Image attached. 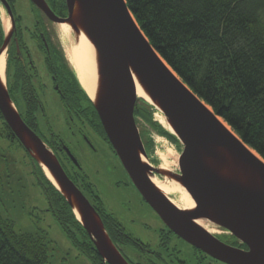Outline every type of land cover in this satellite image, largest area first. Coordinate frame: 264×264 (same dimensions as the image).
I'll use <instances>...</instances> for the list:
<instances>
[{
    "label": "water",
    "instance_id": "water-1",
    "mask_svg": "<svg viewBox=\"0 0 264 264\" xmlns=\"http://www.w3.org/2000/svg\"><path fill=\"white\" fill-rule=\"evenodd\" d=\"M32 2L53 22L69 23L76 31L83 29L96 47L99 92L95 101L89 99L134 185L166 226L221 263L264 264V159L253 154L165 62L141 30L126 0H66V17L57 16L45 0ZM133 75L152 101L147 103L165 115L174 131L169 133L183 145L179 173L166 174L148 162L135 116L137 105L145 99L137 95ZM0 112L23 148L64 196L103 261L130 264L111 239L96 208L67 175L55 153L22 119L6 83L3 87L1 81ZM44 168L56 183L47 177ZM157 174L179 181L195 208L182 210L174 205L152 181L151 175ZM201 219L233 236L247 249L222 241L219 232L211 233L197 222Z\"/></svg>",
    "mask_w": 264,
    "mask_h": 264
},
{
    "label": "trees",
    "instance_id": "trees-1",
    "mask_svg": "<svg viewBox=\"0 0 264 264\" xmlns=\"http://www.w3.org/2000/svg\"><path fill=\"white\" fill-rule=\"evenodd\" d=\"M126 2L141 30L165 62L247 146L264 159V0ZM64 67L78 89L79 101L89 106L83 114L90 110L100 122L92 101L80 87L66 60ZM152 108L149 104L141 106L139 103L135 116L143 119L159 135L177 143L175 136L153 120ZM0 118L4 122L1 112ZM99 128L105 135L101 123ZM4 134L23 147L5 122ZM25 152L33 162V173L49 201L48 210L74 246L94 264H106L64 196L46 178L39 164ZM82 179L84 182L87 180L85 177ZM89 184L90 190L84 194L101 216L113 242L137 247L123 235L124 227L105 211L101 197ZM231 239L236 240L234 237ZM162 247L155 264H186L167 242ZM240 247L247 249L243 244ZM139 259L141 264H153V258L144 261L139 256ZM48 261L46 237L40 233L17 232L14 222L0 211V264H47Z\"/></svg>",
    "mask_w": 264,
    "mask_h": 264
},
{
    "label": "rangeland",
    "instance_id": "rangeland-1",
    "mask_svg": "<svg viewBox=\"0 0 264 264\" xmlns=\"http://www.w3.org/2000/svg\"><path fill=\"white\" fill-rule=\"evenodd\" d=\"M58 42L63 50L59 39ZM65 60L67 61L66 57ZM143 101L145 105L148 104L145 100ZM139 103L145 106L142 101ZM47 105L51 106L48 111L49 117L52 116V122H57L54 130L65 138L69 149L87 175L88 181L94 185L95 191L104 202V209L113 214L128 233L150 243L151 247L156 249V245L159 244L157 232L161 230L162 223L157 215L142 202L133 185L130 184V177L117 154L107 143L95 137L96 135L89 129L85 131L92 145L79 134L73 136L64 124L63 113L55 108V105L60 106L59 101L50 97ZM151 111L153 120L157 121V114L160 111L154 107ZM4 122L0 118V211L14 222L17 232L40 233L46 237L49 244L47 264H94L74 246L59 221L48 210L49 201L33 173V162L18 141L5 137ZM137 125L150 158L149 163L155 167L161 166L163 161L160 156L169 150L174 151L178 159L180 158L183 145L179 141L175 143L162 137L139 117H137ZM169 161L174 162L173 159ZM178 162L174 170L170 171L180 172ZM157 177L164 178L160 174H157ZM178 198L177 196L175 199L178 201ZM214 229L217 233L219 232L218 235H228L218 227ZM182 244H178L181 250L180 257L188 263H195L196 258L191 252L192 249ZM126 252L129 256L131 255L127 248ZM210 263L207 259L203 264ZM212 264L222 263L212 262Z\"/></svg>",
    "mask_w": 264,
    "mask_h": 264
},
{
    "label": "flooded vegetation",
    "instance_id": "flooded-vegetation-1",
    "mask_svg": "<svg viewBox=\"0 0 264 264\" xmlns=\"http://www.w3.org/2000/svg\"><path fill=\"white\" fill-rule=\"evenodd\" d=\"M45 2L57 16H67L66 0H45ZM3 15L10 21L9 31H6L3 26ZM54 25L55 22L50 20L32 0H0V52L4 49L3 53L6 55L5 78L11 101L25 123L55 153L67 175L78 187H81L80 189L83 193H86L87 190H90L88 188V183L90 182L86 177L87 175L83 172L79 161L69 149L65 138H62L54 130L57 122H52V116L50 118L48 115L51 107L47 105L48 98L52 97L53 100L59 101L60 106L55 105V108L63 113L64 124L73 136L79 134L92 145L85 131L89 129L91 133L96 135L95 137L107 143L114 152L115 150L109 142L106 133L105 136L100 132L99 125L101 121L98 122L97 117L90 110L85 115L83 114L89 106L86 102L79 101L78 89L71 82V76L68 75L64 67V52L58 42V35ZM81 124L82 126H80ZM76 126L78 128L75 129ZM45 133L47 135H44ZM71 157H74L75 160L73 161ZM83 177L87 179L86 182L82 179ZM130 184L133 185L142 202L157 215L162 223L161 230L157 232L159 244L156 245V249L152 248L150 243L134 237L126 230L123 235L129 238L131 243L136 244L137 247L132 244L114 242L130 264H141L139 256H142L144 261L153 258V264H155L154 261L160 258L157 254L163 250L162 245L164 242H167L168 247L178 253L179 257L181 250L178 244L184 243L185 246L191 248V252L196 258H194L195 263L192 264H203L207 259L210 260V264L219 262L171 231L145 201L131 178ZM89 185H92L95 191L94 185L92 183ZM112 216L123 226L113 214ZM218 237L228 244L237 247L241 245L236 243V240L232 241L231 237L233 236L229 234L225 236L219 235ZM126 248L130 250V256L127 254ZM184 262L191 264L186 260Z\"/></svg>",
    "mask_w": 264,
    "mask_h": 264
},
{
    "label": "bare ground",
    "instance_id": "bare-ground-1",
    "mask_svg": "<svg viewBox=\"0 0 264 264\" xmlns=\"http://www.w3.org/2000/svg\"><path fill=\"white\" fill-rule=\"evenodd\" d=\"M2 22L5 30L9 31L10 21L5 15L2 16ZM54 29L58 35L59 41L62 43L63 52L67 62L69 63V66L71 67L80 87L91 100L95 101L99 92L98 52L96 47L83 29L76 31L69 23H55ZM5 70L6 55L5 53H2L0 55V81L3 87H5L6 83ZM133 82L137 95L140 98H144L149 104H152L149 95L146 93L135 75H133ZM219 119L228 129L233 131L221 117H219ZM156 120L168 132L174 133L164 114L159 112ZM250 150L259 159L263 160V158L255 150L251 148ZM160 158L163 163L159 166V168L166 174H168L170 170H174L175 164L180 160V158L178 159L177 155H175L172 150H169L166 154H161ZM170 159H173L174 162H170ZM44 171L47 177L56 183L46 168H44ZM151 178L159 190L178 208L182 210H192L195 208L193 199L179 181L169 179L168 177L162 179L153 175H151ZM177 196L179 197L178 201L175 199ZM197 222L209 232L217 233L214 229L215 225L211 222L204 219L198 220Z\"/></svg>",
    "mask_w": 264,
    "mask_h": 264
}]
</instances>
